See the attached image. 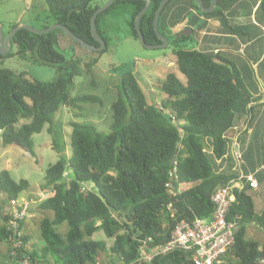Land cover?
I'll return each instance as SVG.
<instances>
[{
    "label": "trees",
    "instance_id": "trees-1",
    "mask_svg": "<svg viewBox=\"0 0 264 264\" xmlns=\"http://www.w3.org/2000/svg\"><path fill=\"white\" fill-rule=\"evenodd\" d=\"M45 1L53 23L68 26L91 45H100L93 37L91 21L107 0ZM162 1L152 0L140 21L148 44L162 43L154 29L155 14ZM176 1L170 0L165 6L159 29L174 46L176 65L185 80L172 69H161L158 84L166 98L161 105H155L148 101L136 75L126 72L111 105L110 132H98L87 122H72L70 155L64 133L53 127V115L63 106L76 110L80 104L100 101L95 96H73L76 78L81 76L80 61L67 59L58 49V30L47 34L19 30L12 38L17 52L0 53V65L17 55L60 73L44 81L0 66L2 146L17 145L32 151L33 135L49 124L47 131L59 155L40 185L49 195L39 208L52 212V217L45 216L39 222L44 244L32 243L23 228L22 239L28 247L17 249L12 259L18 262L29 259L33 264H98L102 254L110 253L116 264H194L191 254L183 250L158 256L151 262H139L138 258L144 242L154 247L167 241L181 220L192 222L212 217L214 193L236 179L233 174L219 172L217 160L228 153V132L235 126L238 112L246 110L252 102L253 95L235 61L215 50L195 48V35L205 27L204 23L191 35L177 37L179 32L168 35L163 17ZM188 1L204 18H221L230 31L236 32L225 14L235 0H218L211 13L201 11L194 0ZM254 1L256 13L264 18V0ZM203 2L209 7L211 0ZM145 5L144 0H116L99 14L96 27L105 40L104 51L109 39L101 29V19L112 10L130 6L131 34L139 39L135 20ZM190 8L186 5L174 12L172 23L181 21L185 10ZM96 63L97 60L86 64L88 73ZM250 111L247 117L251 116L249 128H252V108ZM173 170L177 179L171 176ZM68 172L73 174L71 179L67 178ZM172 180L175 195L167 187ZM88 183L93 184L92 189L85 186ZM181 185L189 187L180 189ZM252 189L251 186L234 189L235 200L228 218L237 223V230L235 244L226 257L228 264H264V243L247 237L249 224L264 229V212H257L249 192ZM30 190L28 179L17 181L9 170H0V194L7 201ZM0 217L3 221L0 242H7L12 251L11 216L0 208ZM65 223L68 228L62 233L59 227ZM100 231L106 239L93 238Z\"/></svg>",
    "mask_w": 264,
    "mask_h": 264
},
{
    "label": "rangeland",
    "instance_id": "rangeland-1",
    "mask_svg": "<svg viewBox=\"0 0 264 264\" xmlns=\"http://www.w3.org/2000/svg\"><path fill=\"white\" fill-rule=\"evenodd\" d=\"M255 14L254 17L257 16L264 23V18L260 14ZM131 18L132 10L130 6H127L112 10L101 19V29L109 39L107 51L103 50L101 52L87 49L63 30L56 29L58 30V49L67 59L80 61L81 76L76 78L77 87L72 93L73 96H95L100 100L96 103L80 104V108L76 110L63 106L53 115V127L62 130L66 137L68 155H70L69 144L72 122H87L94 125L98 132L103 134L110 132V125L113 121L111 105L118 92L117 85L126 72L131 71L136 75L148 101L155 105H161L162 100L166 98V95L159 89L158 84V75L161 69H172L185 80L176 65L174 46L169 44L166 48L158 49L145 47L140 39L133 37L131 34ZM216 21V24L222 22L220 18H217ZM54 24L56 23L52 21L45 0H0V26L4 33L10 32L12 26L29 25L36 29H44L45 25H48L46 27L48 28ZM169 36L171 37V35ZM10 52L16 53L17 47L11 44ZM95 60H97V63L91 67V71L88 73L86 64ZM0 66L10 68L16 72H24L29 79L49 81L60 75L55 68L33 64L17 55L6 59ZM48 127L49 124H46L41 133L33 135L34 147L32 151H27L17 145H11L6 154H3L4 150L0 152V167H4L6 159L10 158L13 164V170L11 171L13 178L17 181L22 178L28 179L31 183L32 190L25 191L22 196H29L33 191V194L37 195L42 191L40 185L44 182L46 170L59 159L58 153L53 149V138L47 131ZM68 174L67 178L71 179L73 174H70V172ZM258 177L261 178L260 188L252 189L249 192L255 198L257 211L260 212L262 203H264V170ZM85 186L89 189L93 188L91 183L85 184ZM181 187L184 189L189 186L182 185ZM0 204L5 212H10V202L2 194L0 195ZM34 211H36L35 216L27 218V231L31 235V242L39 246V244H44L39 222L45 216L52 217V212L39 208L35 210L33 207L31 215ZM2 223L3 221L0 218V226ZM67 228L68 226L65 223L59 227V230L64 233ZM247 237L264 243V229L249 224L247 226ZM93 238L106 239L102 231L96 233ZM10 252V245L7 242H0V264H23L12 259ZM109 261L116 264L114 256H110V253L102 254L100 262L108 264Z\"/></svg>",
    "mask_w": 264,
    "mask_h": 264
},
{
    "label": "crops",
    "instance_id": "crops-1",
    "mask_svg": "<svg viewBox=\"0 0 264 264\" xmlns=\"http://www.w3.org/2000/svg\"><path fill=\"white\" fill-rule=\"evenodd\" d=\"M254 4V0H235L232 7L228 11H225L229 24L236 29V32L230 31L221 18L222 25L220 23L216 24L217 18H204L193 8L192 3L188 0L176 1L170 11L163 17V20L168 35L181 32L185 28L194 30L204 23L205 27L197 31L195 35V48L203 51L215 50L220 52L223 56L235 61L242 69L243 78L249 86L253 100L246 110L241 109L238 112L235 126L228 134L235 136L239 132V140L243 150V164L241 169L236 167L229 145L228 153L222 159L217 160V169L222 173L233 174L236 179L242 173L246 175L254 173L259 182V187L257 188L259 189L261 178L258 175L264 170V23L257 16L254 17L257 9V6L254 7ZM186 5H189L191 8L185 10L181 21L172 23L171 15L174 12H179V9ZM251 8L253 9L251 10ZM251 108L252 128L251 131L246 132L244 130V123L247 114L251 112ZM10 146H2L0 139V152L4 150L3 154H6ZM12 165V160L7 158L5 166L0 167V170L7 169L11 172L13 170ZM246 186H250L246 178L237 182V188ZM31 193L33 194L34 191ZM2 196L5 197L4 195ZM39 204L40 202L32 205V208L34 207L36 210V208H39ZM257 212H264V203H262V210ZM35 213L36 211L31 216H35ZM27 227L28 223L26 219L24 229L25 233L29 235ZM29 236L31 237V235ZM39 246L41 245L39 244Z\"/></svg>",
    "mask_w": 264,
    "mask_h": 264
},
{
    "label": "built area",
    "instance_id": "built-area-1",
    "mask_svg": "<svg viewBox=\"0 0 264 264\" xmlns=\"http://www.w3.org/2000/svg\"><path fill=\"white\" fill-rule=\"evenodd\" d=\"M251 116L246 118L244 130L251 131L249 125ZM1 133V131H0ZM239 132L235 136H230L231 155L237 168L241 169L243 164V150L239 140ZM171 176L177 179L176 170L171 172ZM246 178L253 189L259 187V182L254 173H242L237 179L229 184L220 187L213 195L212 201L215 205V211L210 218L196 219L189 222L181 220L172 231L171 237L154 247H150L146 242L141 246L139 262H151L158 256H165L176 250H183L191 254L194 264H228L226 257L235 244V235L237 223L230 221L228 216L232 203L235 200L234 189L237 188V182ZM182 186V185H181ZM180 186V189L182 187ZM169 192L175 195L174 180L167 185ZM185 189V188H184ZM49 192L40 191L37 195L20 196L10 201L11 209L8 213L11 216L9 223L12 234L10 240L14 249L10 255L15 256L17 249L28 247L24 243L22 236L23 223L31 216L32 205L44 201ZM16 248V249H15ZM23 264H33L29 259H25ZM98 264H102L99 262Z\"/></svg>",
    "mask_w": 264,
    "mask_h": 264
},
{
    "label": "water",
    "instance_id": "water-1",
    "mask_svg": "<svg viewBox=\"0 0 264 264\" xmlns=\"http://www.w3.org/2000/svg\"><path fill=\"white\" fill-rule=\"evenodd\" d=\"M116 0H107L93 15L92 21H91V29H92V34L93 37L99 42V46L97 45H91L89 43H87L85 40L77 37L72 30L63 24H59L56 23L54 24L52 27H48V28H44V29H36L33 28L29 25H18L15 28H13L6 36L3 32L2 27L0 26V53L2 55H7L10 52V46L12 44V38L15 35L16 32H18L19 30L22 29H27L30 30L33 33L36 34H47L50 33L56 29H61L63 30L68 36H70L72 39H74L76 42L82 44L84 47H86L87 49L91 50V51H103L106 49V43L104 38L98 34L97 31V27H96V21L97 18L99 16V14H101L103 11H105L113 2H115ZM146 2L145 7L138 13L136 20H135V25H136V29H137V34L138 37L140 39V41L142 42V44L149 48V49H158V48H166L169 46L170 41L168 39V37L164 34L161 33L160 29H159V21H160V16L165 8V6L168 4V2L170 0H163L161 2V4L159 5L156 14H155V18H154V29L155 32L157 34V36L161 39L162 43L159 44H148L146 42L144 33L140 30V21L142 16L148 11V9L151 6V2L152 0H144ZM194 2L198 5L199 9L205 13H211L213 12L217 6H218V0H211L210 6L206 7L204 5L203 0H194ZM193 33V30L191 28H185L183 29L181 32H179L177 34V37L182 36V35H191ZM176 161V159L173 160V163Z\"/></svg>",
    "mask_w": 264,
    "mask_h": 264
}]
</instances>
